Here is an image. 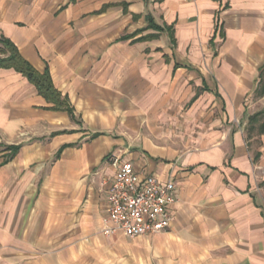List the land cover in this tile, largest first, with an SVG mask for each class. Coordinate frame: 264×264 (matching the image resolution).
Segmentation results:
<instances>
[{
    "label": "crops",
    "instance_id": "0c3cea01",
    "mask_svg": "<svg viewBox=\"0 0 264 264\" xmlns=\"http://www.w3.org/2000/svg\"><path fill=\"white\" fill-rule=\"evenodd\" d=\"M1 36L73 114L0 68V264L126 238L102 231L116 159L177 187L138 237L158 264H264V0H0Z\"/></svg>",
    "mask_w": 264,
    "mask_h": 264
},
{
    "label": "built area",
    "instance_id": "2783aa9c",
    "mask_svg": "<svg viewBox=\"0 0 264 264\" xmlns=\"http://www.w3.org/2000/svg\"><path fill=\"white\" fill-rule=\"evenodd\" d=\"M114 164L103 233L134 239L168 229L173 221L171 206L177 201L176 185L154 174H140L130 161L116 159Z\"/></svg>",
    "mask_w": 264,
    "mask_h": 264
},
{
    "label": "rangeland",
    "instance_id": "374dc122",
    "mask_svg": "<svg viewBox=\"0 0 264 264\" xmlns=\"http://www.w3.org/2000/svg\"><path fill=\"white\" fill-rule=\"evenodd\" d=\"M77 235L75 264H158L149 253L154 245L150 240L114 238V241L108 244L104 243L99 236H96L95 240L94 238L89 240L84 235ZM138 251L144 253L138 254ZM169 261L165 260L163 264H169Z\"/></svg>",
    "mask_w": 264,
    "mask_h": 264
},
{
    "label": "trees",
    "instance_id": "16d2710c",
    "mask_svg": "<svg viewBox=\"0 0 264 264\" xmlns=\"http://www.w3.org/2000/svg\"><path fill=\"white\" fill-rule=\"evenodd\" d=\"M0 68H14L37 87L39 93L51 102H54V108H62L73 114V109L68 105L66 99L62 98V94L54 86L52 76L49 70L44 72L38 71L28 60H26L17 45L9 38L0 37ZM256 118L262 116L260 131L264 132V111L254 115ZM254 117V118H255Z\"/></svg>",
    "mask_w": 264,
    "mask_h": 264
}]
</instances>
